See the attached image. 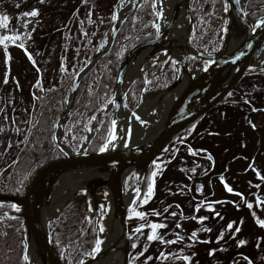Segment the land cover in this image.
<instances>
[{"label":"trees","instance_id":"trees-1","mask_svg":"<svg viewBox=\"0 0 264 264\" xmlns=\"http://www.w3.org/2000/svg\"><path fill=\"white\" fill-rule=\"evenodd\" d=\"M36 1L39 0H29V2ZM118 1L64 0L63 4L53 5L49 10L48 17H52L53 19L47 26L45 27L48 17L38 23L39 28L33 31L35 36H32V39L29 41L31 51H26L28 54H31V59L37 55L45 56V52L48 51L49 38L51 40L54 39V43L60 47L57 57L53 61H47L44 59L45 57H37L38 63H31L30 75L32 71H35L36 67L40 70L39 79L30 83L31 88L41 83L44 84V79L50 75L51 66H55V69H57L60 65V75L56 80H50L52 81L51 85L39 96V102L35 104L37 120L30 125L27 135L23 138L19 137L16 143L11 145L6 151L12 153V159L10 163L0 168L1 192L17 195L24 194L35 173L44 163L65 154L56 140L59 118L66 111L69 97L79 72L101 50L102 44L113 34L118 21ZM227 11V0H191V15L196 26V33L191 39V43L197 49L218 51L221 48L223 39L217 46L214 47V44L218 42L217 37L222 29V18L228 19L226 17ZM247 11L249 18L260 19L264 15V0H248ZM158 15L159 11L156 0L135 1V6L123 19L113 45L97 57L92 67L80 78L71 108L68 112L69 134L72 146L75 149H79L82 142L87 138L88 132H90L89 125L91 119L98 113L103 114L102 109L104 105L112 101L114 87L117 83V76L123 58L132 48L157 34ZM114 16L116 17L115 19H113ZM94 34H96L95 37L97 39L96 43L91 45L89 49L90 53L86 57L80 56L79 49L85 47L88 42H92L91 36ZM37 50L42 51V54ZM192 57L193 55L190 56V58ZM159 65L160 63L155 61L145 73H141L131 83L127 90V99L132 108H135L142 99L143 89L147 83L146 77L153 75ZM65 66L66 69H64ZM11 69L12 65L9 67L10 72ZM55 69H53V78L55 76ZM252 69L254 68H248L247 71L249 72ZM177 72V63L172 59L168 63L166 74L163 80L159 81L158 87L166 88L169 81L173 83L178 75ZM263 76L255 77L257 88L250 91L257 98L259 95L263 96L262 92L259 91L261 82L258 79ZM251 84L249 82L250 86ZM237 87L238 84L223 100L209 108L187 129L182 131L168 147L173 146L180 137L189 132L201 119L212 113V109L215 108L216 112L214 114H218L215 117L219 118L221 116L219 113H224L227 108V100L236 96ZM23 89L24 91L27 90L26 87ZM41 89L43 90V87ZM242 105L241 103L239 106H234L240 108ZM243 107L245 106L243 105ZM114 110L115 107L113 105L110 110L104 112L89 142L88 150L100 151L101 147L109 140L113 128ZM228 111L225 113L226 115ZM244 121L250 126L248 117L247 121ZM213 130L217 131L215 128ZM208 140L209 134L207 136L203 135L200 138L190 137L188 141L189 145L191 144V153L194 151L199 152V148L204 147L207 150L205 153H200V157L197 159L194 156L193 158H188L194 163L195 169L199 172L205 171V174L202 176L204 180L213 181L215 176H217L218 180H220L219 182L222 183L225 179L224 176L229 177L231 165L235 164L234 162L241 159L242 156H245V153H242L243 150L241 152L230 147V145L233 146V138H230L226 147L222 145L218 146L217 141L207 142ZM243 143H246L245 138ZM243 143L241 142L242 145ZM189 145L186 147L188 150H190L188 148ZM224 147L228 148V151L225 152ZM225 154L227 160L223 167V156ZM201 157L206 158L202 160ZM160 158L161 156L156 157L151 163L142 183L141 194L135 202V208H132L128 214L131 236L129 264H180L178 261H182L185 257L188 258L189 248L191 249L188 242L185 244L187 238H184V235L187 236V233L183 231V221L185 220L191 225L192 218L197 215L195 207L198 206L194 203V200L183 199L184 204L182 207L194 209V212H190L188 218L177 219V221L173 220V211L171 209L176 208V205L178 207L179 203L171 202L168 199L161 202L157 197L153 201L155 204L151 205L150 208L148 204L146 205L147 198L149 199L152 196V191L156 187V165L161 167ZM175 170L176 166L173 168V172ZM182 182L184 183V179ZM230 182L235 181L231 180ZM161 183L159 181L157 193L161 191ZM183 183H181L182 186ZM185 188L188 190V187ZM149 189H151L150 194ZM231 189V192H234V189ZM172 197L174 199L176 195H172ZM225 203L227 204V201L220 200L215 204H221L226 209ZM142 204L143 206L141 207L146 205V208L141 212L144 214L143 217L147 214L145 218L147 227L144 221H141L136 226L133 220V216L136 213L135 209ZM206 204L204 203V207ZM259 207L262 206L259 205ZM91 208H95L93 195L89 190H79L64 203L58 218L51 224L50 235L52 242L64 259H66L64 253L68 247V259L66 260L69 263L75 260L80 263L86 256L94 252L97 241V221L95 215L89 218ZM21 209L22 207L19 203L0 201V264H26L27 262L25 257H27L28 229L24 216L19 213ZM250 210L252 209H246L245 211L248 212ZM226 212L225 210L219 215L220 212L217 211L218 214L216 215L219 216H216V218H221L222 221L215 226L209 227L210 217L213 215L201 221L203 226L201 230L205 231L209 227L206 231L208 237H203L206 238L204 242L207 243H203L202 246L207 248L212 244L214 245V250L218 253L216 256H212L208 251L207 261L209 262L202 264H234V262H228V259H226V255L228 254L227 249H218L219 246L227 245L226 240L228 238L236 235V232H232V229L228 233L222 234L225 229L229 228L228 225L232 224V227H239V225L232 223L229 219L225 220V217L228 216H224ZM137 218L142 219L141 217ZM153 224L164 225V227H158L153 230L150 227ZM137 228H141V232L138 233L136 231ZM235 230L237 231V228ZM153 231L157 239L149 241L147 237L152 235ZM181 232L183 233L182 236L180 235ZM169 241L175 242L169 243ZM260 241L257 245L258 248L260 247ZM260 251H262V248L259 249V255L261 256L262 253ZM239 256L238 253H235L230 257L234 259ZM242 259L244 258L242 257ZM187 264L193 263L187 261ZM245 264L255 263L249 262Z\"/></svg>","mask_w":264,"mask_h":264},{"label":"rangeland","instance_id":"rangeland-1","mask_svg":"<svg viewBox=\"0 0 264 264\" xmlns=\"http://www.w3.org/2000/svg\"><path fill=\"white\" fill-rule=\"evenodd\" d=\"M135 1L136 0H121L117 8V16L119 17L121 9H127V11L131 10ZM63 2L64 0H39L36 2H29V0H0V37H19L15 40L9 39L0 42V168L10 163V160L12 159V153L6 152L9 147L15 144L19 137H25L29 131L30 125L37 120L35 104L39 102V96L44 93L48 86L51 85L52 81L50 80H56L60 75V65L57 69H55V66H51L50 75L44 79V84L41 83L40 85L38 84L35 87L32 86L31 88L30 83L39 79L40 71L39 68L36 67L35 71H32V74L30 75L29 72L31 71V63H38L37 57H45V60L53 61L57 57L60 46L54 43V39L51 40L49 38L50 41L48 51L45 52V56H32L33 58L31 59V54H28L26 51H31L29 48V41L32 39V36H35L33 31H36L39 28L38 23L48 17L49 10L53 5H61ZM184 8L186 11L185 5ZM32 11H37L38 15L34 17L23 15L24 13H30ZM4 17H7L6 21L3 19ZM52 19V17L47 18L45 27ZM226 20V18H222L221 20L222 29L217 37L218 42L214 44V47L222 42V39L224 40L225 28L228 24V22L226 23ZM252 21L253 23L255 22L254 25H257L258 22L256 20ZM178 26H181V24ZM187 27L189 28V37L192 39L196 33V26L194 27V24L190 26L188 20ZM174 34L175 31L173 32V35ZM95 36L96 34L91 36V39H93L92 42H88L85 47L79 49L80 56H88L91 45L96 43L97 38ZM107 42L108 40L102 44L103 47L107 44ZM21 43H24L23 48L19 46ZM5 45H7V47H5ZM39 52L42 54V51ZM176 53L171 47L158 50L151 57L146 56L145 60L139 66L140 72L146 71L155 61L160 63L157 70H155L157 74L151 75L153 80L149 81L146 94L143 96L142 100V103L146 100L151 102V111L157 118L159 117L158 113L160 107L162 105H166V103H170L171 98H174L172 92L175 84L170 83L169 81L166 88H160L158 87L159 82L157 80H163L168 63L171 59H177L181 62V55L183 52L181 51L180 53ZM207 64L208 62L206 60V65ZM11 65L12 69L10 72L9 67H11ZM262 65H264V61L260 62L259 65L255 66L251 71H247L245 73V76L242 77L240 82H238V87L236 88L237 91L235 93L236 96L227 100V108L224 113H219L221 114L219 118L215 117V115H218L214 114L216 112L215 108L212 109V113L204 119H201L189 132L180 137L173 146L168 147L166 151H163L158 155L161 156L159 160L162 165L161 167L156 165V187H154L152 191V196L149 199L147 198L146 205L148 204L150 208L151 205L155 204L153 201L157 197L161 202L168 199L171 200V202L179 203L178 207L176 205V208L171 209V211H173L172 216L174 221H177V219H186L188 218V214L190 212H194V209L182 207L184 204L183 199L194 200V203L198 206L195 207V209H199L197 210V215L192 218L191 225H189L185 220L183 221V231L187 233V236L184 235V238H187L185 244L188 242L191 249L189 248L188 259L183 258L182 261L179 260L178 263L180 264H187V261H190L193 264L207 263L209 262L207 261L208 251L212 256H216L218 254L214 250V245L211 244L207 248L202 246L203 243H207L204 242V239L206 238L203 237H208L206 231L209 227L215 226L222 221L221 218H216V216L221 215L225 210L227 212L224 216L228 215L225 217V220L229 219L232 223L239 225V227L234 226L231 228L232 232H236V235L228 238L226 240L227 245L219 246L218 249H227L228 254L226 255V259H228V262H234V264H245L249 262L264 264V66ZM66 66L64 69H66ZM193 67L196 71H200L203 68L201 62L194 64ZM53 69H55L54 78L52 76L54 75ZM256 76H263L262 78H258L261 82L259 91L262 92L263 96L259 95L258 98L250 93L251 90L257 88V84L255 83ZM7 77L8 79H6ZM5 79L7 82H5ZM249 82L252 83L251 86L249 85ZM116 86L117 85L114 87L113 95H115ZM24 87L27 88L26 91H24ZM41 87H43V90ZM112 101L107 102L104 105L102 109L103 114L108 111L115 102L114 97ZM241 103L245 107H243V105L240 108L234 106H239ZM114 107L116 110V104ZM261 107L262 109H260ZM227 110L229 111L226 115L225 113H227ZM103 114H97V116H94L91 119L89 125L90 129L92 128L93 122L96 123V126L99 125ZM169 115L170 112L168 116ZM65 116L66 119L63 124H61L62 138L67 140L72 145L69 134L70 129L68 124V115L66 114ZM247 117L250 122V126L244 121H247ZM136 121L141 122V119ZM156 128L157 126L155 129ZM214 128L217 129V131L213 130ZM152 134H142L140 135L141 139L139 140L145 139ZM208 134L209 140L207 142L217 141L218 146L222 145L226 147L230 138H233V146L230 145V147L237 151L240 150L241 152L243 150L242 153H245V156H242L241 159L234 162L235 164L231 165V169L228 174L229 177L224 176L225 179L222 183L219 182L220 180H218L217 176H215L213 181L208 179L204 180L202 176L205 174V171L199 172L195 169L194 163L191 162L190 158H188H193L194 156V158L197 159L200 157V153H205L207 150L206 147H204L199 148V152L194 151L191 153V144L189 145L188 139L190 137L200 138L201 136H207ZM243 137L245 138L246 143H243ZM187 145H189L188 148L190 150L186 148ZM225 147L224 151L226 152L228 151V148ZM223 157L224 167L227 160L226 154ZM205 158L206 157H201L202 160ZM175 166L176 170L173 172V168H175ZM100 170H103V168L81 167L70 170L66 175H71L72 178H76L84 182L85 185L83 188L76 190L72 195L61 202L55 208V214L58 213L61 206L77 191L89 189L92 191L94 187L88 188L86 184L92 183L96 178L102 177L98 174V171ZM141 173V170L129 167V171L126 174L123 185L126 190L125 192L132 188H137L138 195L134 200L135 202L142 191L141 187H139ZM183 179L184 183L182 182ZM62 180L63 179H60L57 182L52 194L59 189ZM231 180H234L235 182L231 183ZM159 181L162 182L160 187L161 191L157 193ZM181 183H183V186ZM185 187H188V190ZM228 188H233L234 192H229L227 190ZM93 195L95 197H93V201L94 203L97 202L100 204V210L99 212H95V208H91L89 211V218H91L92 215L96 216L98 229H100L101 226L104 228L102 233L100 231V234L102 235L107 232L108 226L112 224V221H114V217L111 215V194L108 191L107 186H101L95 191V193H93ZM172 195H176V197L173 199ZM220 200L227 201V204L225 203L226 209L221 204H215ZM204 203H207L205 207ZM249 204L252 205L251 208L248 207ZM146 205L144 207H141L143 204L139 205L138 208L135 209V212L142 213L141 211L146 208ZM259 205L262 207H259ZM132 208H135V203L131 205L130 209ZM245 208L252 210L246 212ZM217 211L220 212L219 215H216L218 214ZM136 213L133 216L136 226L141 221H144L147 227V222L145 221L147 214L140 219L137 218L140 216H137ZM210 215L213 216L210 217L209 227H207L205 231L201 230V227H203L201 221L209 218ZM114 216L116 217L115 214ZM51 220H53V216L49 218L48 224ZM117 224L120 228L119 221ZM235 228H239V231L237 232ZM231 229H225L222 234L228 233ZM193 233H195V237H193ZM182 234L183 233L181 232L180 235L182 236ZM241 241H243V243H241ZM259 241L260 247L258 248L257 245ZM260 248H262V251H260L262 253L261 256L259 255ZM114 253L120 255L117 256V259H120V257L122 259L123 254L121 251H115ZM235 253H238L241 258L240 256L234 259L230 257ZM242 257L244 259H242ZM37 263V261L31 262V264Z\"/></svg>","mask_w":264,"mask_h":264},{"label":"water","instance_id":"water-1","mask_svg":"<svg viewBox=\"0 0 264 264\" xmlns=\"http://www.w3.org/2000/svg\"><path fill=\"white\" fill-rule=\"evenodd\" d=\"M120 1L121 0H119V2ZM227 1V17L229 20L232 7L230 0ZM185 7L191 26L193 24V18L191 16V0H187ZM158 9L159 30L156 36L141 42L127 53L120 64L117 84L127 75L129 66L138 52L151 47L146 55L147 57H151L158 50L172 48L175 44V41L170 40V36L178 22L179 10L175 7L170 15L167 25L162 27L160 22L162 11L159 6ZM130 11L131 10L127 12L125 17ZM236 12L240 17L253 22L249 18L246 9H241L238 6ZM262 19H264V15L261 17L260 21ZM122 20L123 19L121 18L118 19L114 32L107 45L98 51L79 72L65 112H68L71 108L80 78L92 67L97 57L113 45L122 24ZM186 44L187 45L184 47L183 55L181 57V73L174 81V84H176L184 74H188V82L178 94V97L171 108L167 122L164 123L155 133L142 140L132 139L129 142L120 143L119 145L108 148L105 151H89L86 149L75 151L70 145L69 149L62 148L65 151L63 156L47 161L37 170L24 194L17 195L0 191V201H12L19 203L22 206L20 213L24 216L29 237L35 243L37 252L42 261L48 262L49 264H67L53 244L47 226H44L39 218L38 210L44 197L48 195L53 185L70 170L81 167H102L104 172L99 174V176L102 177L96 178L92 183L86 185L88 188L94 187L92 191L90 189L92 193H95V191L101 186L108 187L111 193L114 214L116 215L121 228L118 237L115 240L105 244L104 247L94 255L85 257L80 264H98L115 251L122 252V264H129L131 255V237L128 213L133 202L127 200L124 186L117 183L118 172L129 167L141 170L142 174L139 181V187H141L147 170L154 159L197 118L224 99L237 85L249 67L257 65L258 56L264 47V27H257V25L255 26L253 23L252 31L248 33L242 41L230 44L226 42L225 38L221 49L217 52L197 50L198 56L210 60V64L197 74H195L189 63V55L191 53L189 32L186 37ZM224 72H230L229 77L223 83H220L221 75ZM136 76H134L132 81ZM131 82L129 83V86ZM125 102L131 109L135 119L139 120L140 114L137 111L138 106L132 108L129 105L126 93ZM116 106L117 108L119 107L118 101H116ZM116 111L117 109L114 112V117ZM113 120H115V118ZM59 123L60 120L57 124L56 136L58 135ZM94 130L90 137L95 132ZM114 130L115 127L113 126L112 133ZM57 144L60 146L59 142ZM95 209L96 212L99 211V203L97 202Z\"/></svg>","mask_w":264,"mask_h":264},{"label":"bare ground","instance_id":"bare-ground-1","mask_svg":"<svg viewBox=\"0 0 264 264\" xmlns=\"http://www.w3.org/2000/svg\"><path fill=\"white\" fill-rule=\"evenodd\" d=\"M187 0H157V3L159 7L161 8L162 15H161V26L165 27L167 25L169 17L175 7L179 10V19L177 24L175 25V28L173 29L170 40L175 41V44L172 46L173 51L181 52L184 50V47L186 44V37L189 32L188 26V15L186 14L184 5H186ZM232 12L230 19H227V29L225 28V37L226 42L233 44L237 43L243 40V38L252 31L253 28V22L247 21L246 19L240 17L238 13L236 12L237 7L239 6L241 9H245V2L246 0H230ZM127 9H121L119 13V18L123 19L125 16ZM185 12V13H184ZM185 14V15H184ZM226 22V23H227ZM181 24V26H178ZM175 31V34L173 35V32ZM151 47H148L140 52H138L134 58L133 62H131L129 69L127 71V75L124 79L118 82L115 90L114 95V101L119 102V107L117 108L116 114H115V130L113 134L117 137L114 141H112L111 144H109L108 148L115 147L119 145L120 143L129 142L132 139H141L142 134H148V133H155L168 119V114L171 111V108L175 102V100L178 97V94L182 91L186 83L188 82L189 76L188 74H184L181 79L174 85L172 95L174 98H171L170 103H166V105H162L160 107L158 118L154 116V113L151 111V102L146 100L144 103L141 104V106L137 109V111L140 114L141 122H137L135 117L132 114L131 109L128 107V105L125 102V93L129 86V83L132 81L135 75L140 70V64L145 60L146 55ZM177 54V53H176ZM179 55V54H178ZM264 60V47L261 50L257 62H262ZM136 64V65H135ZM230 72H224L221 75L220 83H223L228 77ZM115 106V104H114ZM156 109V108H155ZM162 114V115H161ZM65 117V118H64ZM160 118V119H159ZM66 116H63L60 120V126L58 130V139L60 145L63 148L69 149L70 143L62 138V125L65 121ZM143 124V125H142ZM126 126V127H124ZM157 126V130L155 127ZM137 129V130H135ZM64 137V136H63ZM129 171V168L122 170L118 172L117 174V183L124 185L125 177L127 172ZM103 170L98 171V174L103 173ZM69 173V172H68ZM67 174V173H66ZM63 176L60 179L62 180L61 185L59 186V189L54 193L53 190L56 187L58 180L53 187L51 188L48 195H46L42 201V204L40 205V208L38 210L39 218L43 222L44 226H46L49 218L52 215H55V208L63 202L67 197L72 195L76 190L83 188L85 183L76 179L72 178L71 175ZM139 189V188H138ZM127 200L129 202H133L138 195L137 188H132L129 191L125 192ZM2 215V214H1ZM114 217V221H112V224L108 226L107 232L103 233L100 238L102 243H109L113 240H115L118 237L120 228L117 224V218L114 216V208H112V213ZM30 251L33 258V261H37V264H49L48 262L42 261V259L39 257V255L35 251L34 243L31 242L30 244ZM118 252V251H117ZM116 253L110 254L105 260H102L98 264H122V259H117Z\"/></svg>","mask_w":264,"mask_h":264},{"label":"snow or ice","instance_id":"snow-or-ice-1","mask_svg":"<svg viewBox=\"0 0 264 264\" xmlns=\"http://www.w3.org/2000/svg\"><path fill=\"white\" fill-rule=\"evenodd\" d=\"M225 10H227V9H225ZM24 16H37L38 15V12L37 11H32V12H30V13H24L23 14ZM116 17L114 16L113 17V19H115ZM5 21L7 20V17H4L3 18ZM26 26V25H25ZM257 27H264V19H262L261 21H259V23H258V25H257ZM19 37H7V36H5V37H0V42H2L3 40H9V39H12V40H15V39H18ZM21 48H23L24 47V45L21 43L20 45H19ZM5 47H7V45H5ZM5 82H7V81H5ZM112 124H113V126L115 127V125H116V121L115 120H113L112 121ZM90 131H91V129H89ZM115 139H117V137L114 135V134H112L111 135V139L108 141V143H105L102 147H101V149H100V151H105V150H107L108 149V147H109V144H111L112 143V141H114ZM153 175H155V173H153ZM229 192H231L232 191V189L231 188H228L227 189ZM151 193V189H149V194ZM146 202V201H145ZM133 203H135V201L133 202ZM248 207L249 208H251L252 207V205L251 204H249L248 205ZM197 210H199V209H197ZM136 215L137 216H140L141 218L143 217V213H139V212H137L136 213ZM173 215H175V214H173ZM150 227L153 229V230H155L156 228H158V227H164V225H156V224H153V225H150ZM228 227H229V229H231L232 228V224H229L228 225ZM141 228H137L136 229V231L139 233V232H141ZM100 231L101 232H103L104 231V228L101 226V228H100ZM237 231H239V229L237 228ZM193 237H195V233H193ZM147 239L149 240V241H151V240H156L157 239V236L155 235V232L153 231V234L152 235H149L148 237H147ZM175 241H169V243H174ZM102 243V241H100V240H97L96 241V248L94 249V251L95 252H98L99 250H100V244ZM241 243H243V241H241ZM25 259H27V257H25ZM185 259H188L187 257H185Z\"/></svg>","mask_w":264,"mask_h":264}]
</instances>
